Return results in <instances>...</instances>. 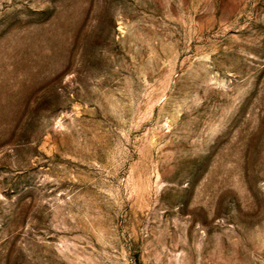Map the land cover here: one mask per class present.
<instances>
[{"label": "rangeland", "instance_id": "1", "mask_svg": "<svg viewBox=\"0 0 264 264\" xmlns=\"http://www.w3.org/2000/svg\"><path fill=\"white\" fill-rule=\"evenodd\" d=\"M0 264H264V0H0Z\"/></svg>", "mask_w": 264, "mask_h": 264}]
</instances>
